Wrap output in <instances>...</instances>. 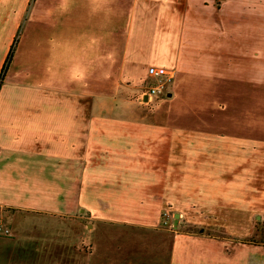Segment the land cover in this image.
Returning a JSON list of instances; mask_svg holds the SVG:
<instances>
[{
    "label": "crops",
    "instance_id": "obj_1",
    "mask_svg": "<svg viewBox=\"0 0 264 264\" xmlns=\"http://www.w3.org/2000/svg\"><path fill=\"white\" fill-rule=\"evenodd\" d=\"M3 68L0 264H264V0H0ZM83 215L176 230L100 258Z\"/></svg>",
    "mask_w": 264,
    "mask_h": 264
},
{
    "label": "rangeland",
    "instance_id": "obj_2",
    "mask_svg": "<svg viewBox=\"0 0 264 264\" xmlns=\"http://www.w3.org/2000/svg\"><path fill=\"white\" fill-rule=\"evenodd\" d=\"M3 75L4 73L2 74V78ZM151 84V80H145L143 91ZM4 107L3 105L1 106L0 112L4 111ZM0 214L4 215L5 218L10 217L9 211L6 210L0 209ZM70 220L72 221H67L66 219L67 222H61L60 224V226L65 225V231L70 237L86 234L85 240L91 242V244H96V253L100 258H114L118 260L124 258H156L162 253V246L164 247L163 252L165 254L167 252V245L176 230L173 225V218H163L161 226L156 230H145L124 225L95 224L84 215ZM44 224L50 225V223H44L32 218V225L43 226ZM0 226L4 229L9 228L4 222L0 223ZM257 228L260 231L258 239L264 242V219L258 223ZM179 230L188 232L193 229L183 226ZM211 234L221 236L216 231H212ZM0 237L5 238L10 236L0 235Z\"/></svg>",
    "mask_w": 264,
    "mask_h": 264
},
{
    "label": "built area",
    "instance_id": "obj_3",
    "mask_svg": "<svg viewBox=\"0 0 264 264\" xmlns=\"http://www.w3.org/2000/svg\"><path fill=\"white\" fill-rule=\"evenodd\" d=\"M152 84L142 92L141 98L146 100L163 99L169 96V86L172 81V73L163 68H152L148 73ZM0 235L8 236L9 230L0 226Z\"/></svg>",
    "mask_w": 264,
    "mask_h": 264
},
{
    "label": "trees",
    "instance_id": "obj_4",
    "mask_svg": "<svg viewBox=\"0 0 264 264\" xmlns=\"http://www.w3.org/2000/svg\"><path fill=\"white\" fill-rule=\"evenodd\" d=\"M11 51H12V49H11ZM10 56H11V52H10L9 58H10ZM4 70H5V68H3V71H2V73L4 72ZM2 73H1V75H0V82L2 81ZM199 233H200V234H202V233H203V231H202V230H200V231H199ZM263 243H264V242H263Z\"/></svg>",
    "mask_w": 264,
    "mask_h": 264
},
{
    "label": "water",
    "instance_id": "obj_5",
    "mask_svg": "<svg viewBox=\"0 0 264 264\" xmlns=\"http://www.w3.org/2000/svg\"><path fill=\"white\" fill-rule=\"evenodd\" d=\"M144 100H146V98H144ZM175 219H176V223H177V220H178V215L175 216Z\"/></svg>",
    "mask_w": 264,
    "mask_h": 264
}]
</instances>
